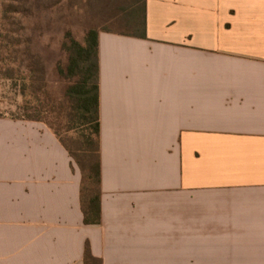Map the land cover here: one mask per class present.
I'll return each mask as SVG.
<instances>
[{
	"label": "crops",
	"instance_id": "1",
	"mask_svg": "<svg viewBox=\"0 0 264 264\" xmlns=\"http://www.w3.org/2000/svg\"><path fill=\"white\" fill-rule=\"evenodd\" d=\"M144 33L99 34V224L54 131L0 118V264H264V0H146Z\"/></svg>",
	"mask_w": 264,
	"mask_h": 264
},
{
	"label": "rangeland",
	"instance_id": "2",
	"mask_svg": "<svg viewBox=\"0 0 264 264\" xmlns=\"http://www.w3.org/2000/svg\"><path fill=\"white\" fill-rule=\"evenodd\" d=\"M122 1L118 7L128 5ZM111 2L113 0H0L1 116L17 118L19 107L26 105L33 118L57 133L61 123L59 112L64 113L68 108L65 93L71 84L58 73V66L66 64L63 46L68 34L83 43L86 33L92 29L129 33L140 30L123 21L124 13H118L117 18L112 16ZM60 136L74 147L79 135L60 130Z\"/></svg>",
	"mask_w": 264,
	"mask_h": 264
},
{
	"label": "trees",
	"instance_id": "3",
	"mask_svg": "<svg viewBox=\"0 0 264 264\" xmlns=\"http://www.w3.org/2000/svg\"><path fill=\"white\" fill-rule=\"evenodd\" d=\"M121 0H113V15L124 13L130 25L140 27L138 33L118 31L122 35L145 36L146 0H123L128 2L124 7L117 6ZM141 14V17H140ZM132 25V26H133ZM98 30H89L80 43L68 34L64 43L66 53L65 66H58L59 75L71 82L66 90L65 98L68 108L59 112L61 122L57 129V137L66 147L72 158L80 166L83 174L82 205L86 224H99L101 221V160H100V65H99ZM44 78V77H43ZM40 102V100H37ZM20 113L13 120L34 121L28 106L19 107ZM0 118H4L0 115ZM60 130L74 132L77 139L74 147L69 146L60 136ZM93 260V258L89 257Z\"/></svg>",
	"mask_w": 264,
	"mask_h": 264
}]
</instances>
